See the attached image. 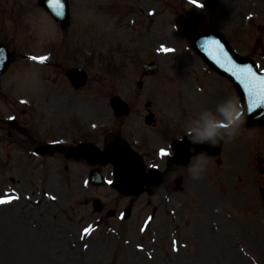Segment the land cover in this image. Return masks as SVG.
<instances>
[{
    "label": "rangeland",
    "instance_id": "1",
    "mask_svg": "<svg viewBox=\"0 0 264 264\" xmlns=\"http://www.w3.org/2000/svg\"><path fill=\"white\" fill-rule=\"evenodd\" d=\"M35 2L37 4V0H0V32L6 25L4 34L13 36L14 27L20 26V31L16 32L17 40L30 42L32 48L38 29L44 39L61 36V28L48 19L46 14L39 16ZM198 2L200 7L191 0H72V22L67 29L70 33L69 41L82 46L86 43L106 51L101 60L93 62L101 71V83H98L97 75L91 69V83L82 91L83 100L78 112L91 113V108L99 112L100 98L96 95L101 94L95 93L119 90L129 94L132 85L136 86L137 77L133 76L134 72L128 69L130 65L123 60V51L131 46L133 40L150 45L154 58L161 64V71L154 77L147 78L143 89V93L148 94L146 99H154L161 113L167 110L165 105L171 104L168 94L174 98L172 103L188 104V110L193 111L199 101L207 100V93L213 94L217 105L216 100L220 99V93L214 89H225L228 83L229 88L235 87L230 81L223 80L191 48L185 37L186 28L194 32H202L209 27L223 31L240 54L252 56L264 69V0ZM150 7L154 8L153 15L147 13ZM161 48L174 50L164 54ZM138 62L139 60L132 61ZM25 70L33 71L29 67ZM98 88L101 90L96 91ZM107 102L108 97L105 101L108 113L110 108ZM111 117L112 114L108 115L107 121ZM89 124L91 125L90 119H86L80 129ZM254 132H245L248 136L245 146L237 145L239 137L240 143L245 139L241 134L236 140L226 144V154L231 157L237 158L241 153H246V164H238L236 167H230V164L219 166L216 178L204 180L202 187H182L173 195V207L177 209L179 202L184 203V213L178 209L175 216L178 221L182 217L188 220L189 225L180 230V237L185 241L184 247L187 250L193 248L203 251L205 248H218L225 243L235 252L234 256L218 255L215 264H264V195L261 193V188H264V174L259 172L257 161L258 154L264 153V148L260 147L264 144V134L258 135L257 131ZM14 158L16 162L23 160L17 156L16 151L11 154V160ZM16 162L9 167H2L0 178L12 172L30 170L19 169ZM19 176L18 173L17 177ZM22 182L19 183L24 190L29 191ZM164 189L157 187L153 194L140 197L137 205L138 217L142 215L141 210L146 199H151L152 205L165 202ZM56 191L59 199L56 204H51L52 210L44 205L39 210L32 206L29 209L23 200L17 201L15 207H11L7 213L11 218H3L7 225L1 226L5 227L4 232L0 230V264L165 263L162 256L159 257L160 260L148 261L139 254L145 251L137 250L135 244L142 241L143 248L150 249L152 246L147 235H141L136 226L130 228L127 236L120 234V238L109 233L110 230L105 226L84 229L91 217L96 216L92 204H85V200L95 195L108 202L111 197H117V191L110 187L84 191L74 187L75 209L72 211L65 208L68 193L61 191L59 187ZM19 213L22 222L18 220ZM24 215L35 216L36 222L27 223L22 218ZM158 215L162 220L165 216L163 208ZM224 222H229L230 233H227H234L235 237L241 234L245 226L247 240H237L232 234L230 239L221 240V233L225 231ZM216 224L220 227V239L215 240L210 234L201 235L206 244L198 241V233L210 230ZM155 231L158 235L154 246L167 247L168 237L164 230L160 228ZM132 237L134 238L129 243L126 242L127 238ZM244 246L250 255L244 256L237 251Z\"/></svg>",
    "mask_w": 264,
    "mask_h": 264
},
{
    "label": "flooded vegetation",
    "instance_id": "2",
    "mask_svg": "<svg viewBox=\"0 0 264 264\" xmlns=\"http://www.w3.org/2000/svg\"><path fill=\"white\" fill-rule=\"evenodd\" d=\"M139 94L133 101H139ZM138 104V103H137ZM38 104L30 105H18L13 106V111L17 115V119L10 122L5 120L0 116V131L3 135H0V141L3 142V145L0 147V158H9L11 159V154L15 150H19L18 157L23 159L19 160L17 166L19 169L29 170L21 172L20 175L22 179L27 182L26 187H56L57 183H54L49 175L52 172L54 179L59 175V172L67 179L78 178L77 181L82 182L81 177L84 176L86 170H90V165L85 159L78 160L77 167L75 166L76 161L70 159L66 156L65 152H54L52 155H38L37 149L40 150V147H37L36 144L47 143V142H56L60 140L59 132L56 128H52L50 131H44L42 124L37 122L39 116V111L37 107ZM132 111L128 117L132 118H142V110H138L134 107V104H131ZM174 105H170L173 107ZM137 107V106H136ZM179 111L169 110L165 113L164 127L161 131L162 140L164 146L160 148H152L149 138L145 136V131L138 127V120L132 122V125L127 129V125L120 126L115 128V132L127 134L131 139L134 147L142 154L147 164L157 166L160 163L164 162L163 168L166 170L163 185L164 187H198L200 183L206 179H211L216 175L215 170H213L214 164H219V155L208 154L209 165L204 174L203 178L200 180H193L187 170L186 164H172L170 156L173 153L172 142L186 135V123L187 112L185 109L180 108ZM140 129L142 130L139 133ZM84 133V132H82ZM81 133V134H82ZM85 134V133H84ZM8 135V136H7ZM80 134L78 133V136ZM92 133L88 131L85 135H82L81 138L77 139L78 136L70 137L73 143L79 140H89L91 141ZM99 139V135L97 136ZM152 148V149H151ZM41 151V150H40ZM37 152V153H36ZM166 153V155H162ZM38 162H35L34 160ZM5 165V164H4ZM103 169L105 166H102ZM10 179V176H8ZM57 181V180H56ZM83 184L79 183L78 187H81ZM61 187H75V184L72 183H62ZM128 219H123L121 222V228L127 229L131 227L132 223H137V221L129 222ZM226 246L220 248H211L208 249L205 253L196 252L195 255L198 256L200 264H215V257L218 255V252L221 251L224 255H229L231 252ZM179 256H186V254L179 252L176 253ZM181 260V258H178ZM186 260V258H183ZM186 264V263H182Z\"/></svg>",
    "mask_w": 264,
    "mask_h": 264
},
{
    "label": "clouds",
    "instance_id": "3",
    "mask_svg": "<svg viewBox=\"0 0 264 264\" xmlns=\"http://www.w3.org/2000/svg\"><path fill=\"white\" fill-rule=\"evenodd\" d=\"M174 25V29H175ZM246 124L237 100L231 96L219 102L214 110L203 109L189 121L186 134L192 145L217 147L236 140ZM209 165L206 152H194L189 158L188 173L193 180H200Z\"/></svg>",
    "mask_w": 264,
    "mask_h": 264
},
{
    "label": "water",
    "instance_id": "4",
    "mask_svg": "<svg viewBox=\"0 0 264 264\" xmlns=\"http://www.w3.org/2000/svg\"><path fill=\"white\" fill-rule=\"evenodd\" d=\"M209 42H206L204 44V42H201L203 44H201L204 48L205 51L207 52L208 56L213 59L216 63L224 66V62L226 57L223 56V52L221 50L220 47L217 46L215 38H210L208 40ZM214 61H212V63H214ZM232 64H235L234 62H232L231 60H229ZM236 65V64H235ZM235 65H230L228 66V68H230L235 74H237V78L238 80L242 81L246 86H248V77L246 76V74H244L243 72H241V70L236 67Z\"/></svg>",
    "mask_w": 264,
    "mask_h": 264
},
{
    "label": "snow or ice",
    "instance_id": "5",
    "mask_svg": "<svg viewBox=\"0 0 264 264\" xmlns=\"http://www.w3.org/2000/svg\"><path fill=\"white\" fill-rule=\"evenodd\" d=\"M191 2L194 5H196L197 7L201 6L199 4L198 0H191ZM164 51H173V50L164 49ZM46 59H47V57H42V58H40V62L43 63ZM241 72L251 74V69L250 68L241 69ZM259 85H260V87H259L258 92H255L254 90L249 89L250 95H252V97H253L252 102L249 106L250 110H253L257 107H264V78H261L259 80ZM162 155H166V153H162ZM8 202H10V200L0 199V204H4V203H8Z\"/></svg>",
    "mask_w": 264,
    "mask_h": 264
}]
</instances>
